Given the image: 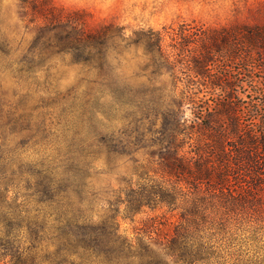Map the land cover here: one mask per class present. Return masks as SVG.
I'll list each match as a JSON object with an SVG mask.
<instances>
[{"label": "trees", "instance_id": "trees-1", "mask_svg": "<svg viewBox=\"0 0 264 264\" xmlns=\"http://www.w3.org/2000/svg\"><path fill=\"white\" fill-rule=\"evenodd\" d=\"M18 1L26 26L35 31L26 53L15 60L19 72L44 69L52 79L57 62L67 61L65 66L78 67L74 89L84 87V96L109 92L139 115L127 120L131 127L123 141L114 135L101 137L100 143L71 140L58 150L56 161L41 162L38 171L28 173L27 187L21 186L15 156L0 147V258L19 254L20 264L34 262L38 245L51 241L56 264H264L261 31L164 29L126 36L113 25H92L85 11L67 10L52 0ZM6 47V42L0 45L2 54ZM132 47L146 56L150 79L144 91L126 95L113 69ZM224 60L242 63L235 75L221 71ZM164 76L171 86L161 82ZM75 102L73 97L64 103L62 112L71 113ZM187 108L191 119L185 117ZM146 137L157 149L147 153L145 163L133 165L124 187L94 215L98 199L88 180L98 155L103 150L111 163L140 149L137 144ZM17 190L25 194L19 205L9 197ZM146 210L160 211L151 218L159 219L152 225L159 226L157 232L174 219L171 234L160 241L162 254L145 235L133 241L120 233V217L132 220ZM157 232L152 231L160 239ZM20 237L31 244L23 253L4 247Z\"/></svg>", "mask_w": 264, "mask_h": 264}, {"label": "rangeland", "instance_id": "rangeland-1", "mask_svg": "<svg viewBox=\"0 0 264 264\" xmlns=\"http://www.w3.org/2000/svg\"><path fill=\"white\" fill-rule=\"evenodd\" d=\"M53 4L67 10L85 11L92 25H113L132 36L139 30H153L164 33V29L179 33L185 29L188 34H197L199 30H218L233 33L238 28L251 27L261 31L264 37V0H52ZM23 9L18 0H0V45L6 42L7 54L0 52V147L10 150L15 156L17 171L22 174L21 186L29 184L28 173L38 171V164L44 161H56L58 150L69 144L100 143L101 137L114 135L123 141L125 131L131 126L127 120L136 118L139 114L130 107L120 106L112 94L86 95L82 94L84 87H74L80 82L78 67H69L67 61L57 62L52 70L53 78L45 77V70L36 74L19 72L15 60L26 53L35 35L34 29L26 26L22 16ZM166 42L169 38L165 36ZM228 50L229 47H227ZM263 57L264 55H258ZM121 65L114 67V81L125 94L144 91L148 86L150 70L145 69L146 56L138 48H129L124 52ZM257 60V58H256ZM221 71L224 75H234L241 62L237 60L222 61ZM262 77L261 73L256 74ZM264 80V76L262 77ZM58 80V81H57ZM161 82L171 86L167 76ZM170 81V82H169ZM145 87V88H146ZM149 89V87H148ZM242 91V90H240ZM125 95V96H126ZM76 97L75 107L71 113L62 112L64 103H70ZM131 105L133 102L124 100ZM88 105L89 109L85 108ZM187 107V106H186ZM185 108V107H184ZM185 117L192 118L191 111L185 110ZM12 129V130H11ZM140 149H133L129 156H122L108 162L105 152L98 155L96 164L91 170L90 191L96 194L98 202L94 215H100L106 208V201L113 200L117 191L124 187L130 178L134 164L145 163L149 158L147 153L157 148L151 146L149 139L137 144ZM35 167L33 170L32 168ZM17 192H19L17 194ZM23 190L11 191L9 197H15L16 205L21 203ZM18 199V200H17ZM121 207V213L123 214ZM160 211L145 212L132 220L119 218L120 233L129 240L136 235H145L150 246L160 254L162 237L170 235L174 219L164 221L159 232L152 225H157ZM48 221L52 216L46 217ZM95 219H97L95 217ZM152 231L160 235L155 237ZM148 232L152 239H148ZM161 241V242H160ZM47 241L38 245L37 258L27 264H56V247ZM4 243V247L21 252L31 244L20 237ZM264 245V234H263ZM17 255V256H16ZM15 258H0V264H20L24 257L16 254ZM30 259V257L28 258Z\"/></svg>", "mask_w": 264, "mask_h": 264}]
</instances>
